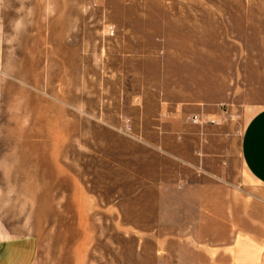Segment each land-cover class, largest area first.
Segmentation results:
<instances>
[{"label":"rangeland","instance_id":"obj_1","mask_svg":"<svg viewBox=\"0 0 264 264\" xmlns=\"http://www.w3.org/2000/svg\"><path fill=\"white\" fill-rule=\"evenodd\" d=\"M263 108L264 0H0L1 222L42 264H264V188L239 156ZM188 123L234 187L173 157ZM215 209L235 210L236 250L198 246Z\"/></svg>","mask_w":264,"mask_h":264},{"label":"crops","instance_id":"obj_2","mask_svg":"<svg viewBox=\"0 0 264 264\" xmlns=\"http://www.w3.org/2000/svg\"><path fill=\"white\" fill-rule=\"evenodd\" d=\"M184 111H187L185 112L186 116L190 114L189 110L183 109V114ZM214 113L213 108L202 107L201 109H198L194 115H211ZM176 134L182 136L181 140L183 143V149L180 155L176 151H173L171 154L174 158H178L187 169L191 170L196 175L197 178L203 179L199 182L200 185L206 180L215 182L219 186L224 185V187H234V185H236V182L233 181L230 158H228L230 156H228L224 150L218 151L215 148H212V150L208 145L209 137H211L212 134L206 135L205 132L203 133L198 129H194L189 123L187 127L183 125L181 132H177ZM149 135L150 138H156V136L153 135V131H151ZM190 135H196L197 137V148L191 151L189 149H184L186 145H189ZM218 139L222 140L224 137ZM186 140L188 141L186 142ZM157 144V139L155 141L150 139L149 150L156 149ZM239 156L241 165L246 173L261 188H264V108L252 115L247 122L240 142ZM145 200L147 201L148 199L145 198ZM150 202L152 206V196L150 197ZM153 202L155 209L153 213L152 209H150V213L147 215L157 217V198L154 199V196ZM233 211L232 209L229 211V220L224 219L225 212L223 209H215L213 210L214 220L199 221L197 229L198 246L204 245L205 248L212 250L225 248L236 250L235 242L237 239L233 242L232 237L230 236L229 239L227 236L228 227L232 230L233 227L236 229L238 226V221L236 218L234 220L232 217L234 215L232 214ZM151 233L152 230H150V234ZM210 241L214 243H207ZM262 249L264 254V246ZM39 253L40 244L34 236L22 237L15 235L14 231L11 230L9 226L2 224L0 218V264H42V261L38 260V258L40 259ZM205 255V261L212 263H216L215 260L219 259L221 262H219L220 264H223V262L224 264H233L234 260H236L235 255L219 256L218 252H216L212 258L207 253H205ZM199 258L204 259V256L201 255Z\"/></svg>","mask_w":264,"mask_h":264},{"label":"built area","instance_id":"obj_3","mask_svg":"<svg viewBox=\"0 0 264 264\" xmlns=\"http://www.w3.org/2000/svg\"><path fill=\"white\" fill-rule=\"evenodd\" d=\"M194 119H195V122L198 120V118H197V117H195Z\"/></svg>","mask_w":264,"mask_h":264}]
</instances>
